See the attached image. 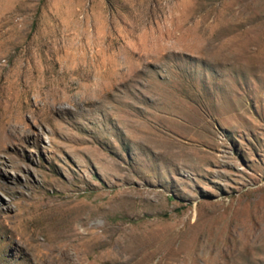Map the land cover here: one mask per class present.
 Wrapping results in <instances>:
<instances>
[{
	"label": "rangeland",
	"instance_id": "obj_1",
	"mask_svg": "<svg viewBox=\"0 0 264 264\" xmlns=\"http://www.w3.org/2000/svg\"><path fill=\"white\" fill-rule=\"evenodd\" d=\"M0 264H264V0H0Z\"/></svg>",
	"mask_w": 264,
	"mask_h": 264
}]
</instances>
